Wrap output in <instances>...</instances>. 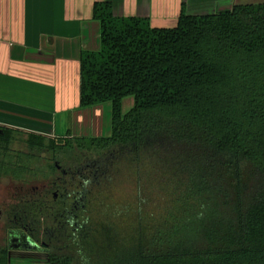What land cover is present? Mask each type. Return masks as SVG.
Listing matches in <instances>:
<instances>
[{
    "label": "trees",
    "instance_id": "16d2710c",
    "mask_svg": "<svg viewBox=\"0 0 264 264\" xmlns=\"http://www.w3.org/2000/svg\"><path fill=\"white\" fill-rule=\"evenodd\" d=\"M92 17L99 49L81 54L80 108L110 104L109 135L20 136L30 152L89 142L106 155L56 201L15 195L6 232L49 239L47 264H264V0L182 11L172 29L115 17L109 2ZM17 133L0 126V178L29 171L30 152L10 149ZM124 165L134 192L118 202L109 187Z\"/></svg>",
    "mask_w": 264,
    "mask_h": 264
},
{
    "label": "crops",
    "instance_id": "0c3cea01",
    "mask_svg": "<svg viewBox=\"0 0 264 264\" xmlns=\"http://www.w3.org/2000/svg\"><path fill=\"white\" fill-rule=\"evenodd\" d=\"M262 1L0 0V126L18 136L102 131V106L80 108L81 54L99 49L96 2H109L115 17L147 18L153 28L172 29L182 11L201 16ZM8 262L47 264L42 254L22 249L9 251Z\"/></svg>",
    "mask_w": 264,
    "mask_h": 264
},
{
    "label": "rangeland",
    "instance_id": "374dc122",
    "mask_svg": "<svg viewBox=\"0 0 264 264\" xmlns=\"http://www.w3.org/2000/svg\"><path fill=\"white\" fill-rule=\"evenodd\" d=\"M132 105L133 98H125L122 102L123 112H127ZM102 109L103 113L100 117L102 120L100 123L102 131L92 135L96 138L108 136L110 131V104L102 105ZM78 134L79 133L75 132L74 137L79 138ZM69 135H71L70 132ZM10 149L13 153L30 152L25 145V137L23 135L15 136L10 144ZM29 154L32 155L31 159L24 163L29 168V171L23 174L21 180L0 178V248H4L5 246L6 227L8 222L6 212L9 206L15 204V195L22 196L25 192V188H35L37 191L46 190L53 183L59 186L58 188L60 191H56L57 188L54 187L52 192L62 193L65 188L70 187L71 182L69 177H61V173L55 168V163L61 166L63 170L75 172L77 169L82 168L87 162L95 161L105 156L106 151L89 142H84L81 144L70 143V147L63 150L57 149L55 153L34 150ZM116 172L119 174H114L115 176L113 177L109 189L111 190V195L114 200L121 202L124 198L133 194L135 183L131 170L127 165L120 166ZM58 178L59 180L57 181ZM51 195L50 193V196ZM42 238L43 237H41V240H43Z\"/></svg>",
    "mask_w": 264,
    "mask_h": 264
},
{
    "label": "flooded vegetation",
    "instance_id": "af4514ba",
    "mask_svg": "<svg viewBox=\"0 0 264 264\" xmlns=\"http://www.w3.org/2000/svg\"><path fill=\"white\" fill-rule=\"evenodd\" d=\"M55 168L57 171H59L61 173V177L62 178H66L69 177L70 179H73L74 175L78 174V169L75 172H71V171H66L61 169V166H59L58 164L55 163ZM59 180V178L57 179V181ZM54 187H56V191H60L59 190V186H56V183H53L48 190L50 191V193L53 196V200L56 201L57 198L61 195L60 193H53L52 191L54 190ZM66 191V190H65ZM69 205H73V204H77V201H73V200H69L68 201ZM10 207V206H9ZM8 211V210H7ZM1 215V213H0ZM7 217V214H6ZM69 216H66L65 219H69ZM40 236L39 238H34L33 236H29L27 233H25L24 231H22L21 229H14L13 231L6 232V240H5V246L4 248L9 249L10 247H18L17 249L14 250H28L30 252H34V253H39L43 255L44 260H46L47 262L49 261V255H50V240L47 239L45 241V239L41 240Z\"/></svg>",
    "mask_w": 264,
    "mask_h": 264
},
{
    "label": "water",
    "instance_id": "95a60500",
    "mask_svg": "<svg viewBox=\"0 0 264 264\" xmlns=\"http://www.w3.org/2000/svg\"><path fill=\"white\" fill-rule=\"evenodd\" d=\"M18 247H10L9 248V251H11V250H14V249H17Z\"/></svg>",
    "mask_w": 264,
    "mask_h": 264
}]
</instances>
